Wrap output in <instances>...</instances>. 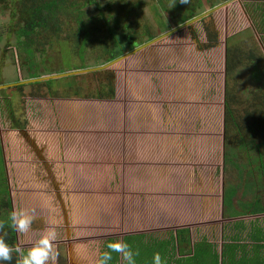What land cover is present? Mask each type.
<instances>
[{
    "label": "rangeland",
    "instance_id": "rangeland-1",
    "mask_svg": "<svg viewBox=\"0 0 264 264\" xmlns=\"http://www.w3.org/2000/svg\"><path fill=\"white\" fill-rule=\"evenodd\" d=\"M135 1L136 0H134V2ZM141 1H143V16L139 19L140 23H138L137 27L141 28L142 25H144L143 22L148 21L152 26L151 32H153V34L156 36L162 35V31L166 30L167 28H174L179 26L180 24L187 22L188 20L185 21V19L191 13H193V15H195L196 17L201 15L202 11L206 10L208 7V10H210L213 7H217L218 5H220V3L222 5L228 2V0H190L189 3H182L180 0H176V2H173L171 4L165 3L163 5L161 3L157 4V0ZM242 5L245 8L249 7V4L247 5V7L246 4H242L238 1H230V3L227 4L226 7H229L228 11L230 14V16L227 17L228 24H226L225 17V10L227 9H224L226 7H222L213 12L211 16L209 15L210 18H207L206 21L208 23H204L205 20L202 22L194 23L193 25L186 27L185 29H181L161 39L153 45L147 46L141 50L134 52L132 55H129L125 59H122L115 66L110 68V70L113 71L120 80L125 76L124 79H129L131 77L147 82L149 90L144 96H140L136 92L130 91L129 94L132 97L127 101V103H130V107L128 110L133 111L136 108V105H142L145 107H151L155 112L157 111L160 123L158 127L156 129H152L151 132L155 131L158 134L159 138H163L164 140L166 138L165 135L171 133L174 130V126L176 125V122H173V118L170 117V120H167V116L171 112L173 114L174 105L178 106L183 102V100L181 101L179 99L176 93L177 79L173 81V78L178 77H192L196 80L195 92L197 98L188 101V106L185 109L184 113L187 114V112H193L196 114L197 112H200L201 114L206 112L203 117H193L191 121H189L188 119L186 120V122H189L187 132L190 133V131H192V133L195 134L193 136H197L199 135L198 133L202 134L208 128H211L215 125H218V128L220 127V129L223 128L225 108V78L223 66L227 48H225L226 43L224 42V39L220 40L219 45H211V40H205L206 35L204 33V26L206 24V27L212 29L214 25L213 29L216 30L217 33L221 32V37L223 38L231 36L229 43L230 46H236V35L242 33L244 35L241 37L242 41L239 43V46L242 47L243 50H249L251 52L255 49L259 54H263L261 49L260 52L254 46L256 45V42L258 43V40H260V37H258V35L257 37H254L256 42L254 41L253 43L251 42L249 44V42L247 41V36H252L253 33L251 32V22L244 14ZM171 7L172 10L170 9ZM94 8L95 6H92L90 8L91 13H94ZM10 13L11 11L9 9L3 10L0 6V71L3 72V80L1 81V83H7V87L13 82L29 80L31 74L33 73H37L38 75H41V77H44L53 74L68 72L71 70L73 71L74 67H76L77 70H80V68H78L79 66L95 67L102 65L96 62V54L93 55L90 52L87 54L84 60H81L78 55H76V50L72 47V45L69 44L71 48V57H69L67 56L68 54H66L67 52L64 51L69 46L64 45V47L56 43L46 48L40 47L35 57L38 66L36 69L34 67L33 69H29V64L25 61L24 56L21 55L22 51L19 50V48H17L16 46V37L14 36V38H12L9 33L7 34L6 29L8 28V23L11 17ZM173 13L175 14L174 17L176 19L174 20V23L178 21L177 24H174L173 22L170 24V19L172 18L171 16H173ZM153 14L155 16L154 18L152 17ZM152 21H157L158 25L153 24ZM65 30L66 32L63 31L61 34L62 37L67 35L68 33H72L69 31V29ZM168 31L169 30H167L166 32ZM156 36L144 33V36H141V40L143 41V43H148L149 41L156 38ZM199 37L200 43L202 42L204 46H202L199 42L196 43V41L194 40H198ZM64 52L66 53L64 54ZM248 55L249 54L245 56L248 57ZM256 57L257 56H255V58ZM81 68L84 69V67ZM254 68L257 69V71L253 75L252 71L255 69L251 67L249 60L246 58L245 62L240 65L238 70L233 74L234 77L230 78V80L235 79V81H232L230 85L234 87V93H236L237 103L234 104V109L236 111V117L241 123H243L242 118L244 115V112H242V110L249 111L250 107L253 106L251 100L252 92L260 90V88L262 87L261 85H257L259 79L256 74L261 69L258 67V70L256 66ZM88 73L90 72L74 74L75 77L73 78V75H70L57 79H49V83H52V88H49L48 84H42L43 81H41V84L36 86H33L32 83H25L24 88L19 92L16 100V112L18 114V119L21 121V123L31 122L33 129H43V132L46 131L45 134L51 141V153L53 152V154L56 155V159L61 156L62 166H65V164H67L69 160L71 161L72 157L76 158V162L81 161V158L79 156L81 154V151L87 152L86 147H88V143H78L76 139V144L73 148H68L67 146L61 147V145L58 144L57 139L60 135H63V143L65 142L64 140L66 138H69V135L71 134L70 130L76 131L75 129H78L77 126H75L74 124L72 125L71 123L77 122L80 124V122L76 120L74 116H72L74 114H78V111L74 108L68 109V107H71L69 106L70 101L67 104H64V106L68 109V112H63L60 115H57V108H55L53 103L55 102V99H57V96L76 95V92H78L75 89L76 84L81 85L83 88V91L80 93V95H89V90H91L90 92H93L97 87L100 75L92 76ZM262 76L264 77L263 73L259 75L261 81ZM255 77L257 78L255 79ZM71 81L76 83L74 85H71L70 88L68 83ZM7 92H10V89H8ZM9 94L10 100L14 101L16 99V91H11ZM116 102L117 101L112 102L106 100L101 101L100 105H105L107 107H110L111 109L113 104L114 106H117L118 109H112L110 115L114 117L120 114V119L122 120L125 116L124 99L120 103ZM1 103L2 99L0 98V192H3L6 190V187H2V184L3 182L7 181L8 178L6 161L10 165L11 161H17L18 163H20L23 158L30 160V158L32 159V157L27 158L26 153H30L32 151L28 147H26V151H23V153L21 154L16 151L18 149L15 143L17 141L16 136H21L17 131H9V129L11 128V120L9 119L8 111H4V109L2 110ZM96 105H98V103ZM8 110H10V107L8 108ZM45 111H47L46 115ZM210 113H212V115L209 117ZM79 116L84 117L83 115H80V113ZM174 117H176V115ZM65 121H68L69 124H64L63 122ZM118 122L119 121H117V123ZM117 123L112 124V122H110L109 126L108 124L103 125L100 123V126L98 127H104L106 128V130L107 128H109L108 130H116L117 128H120ZM83 128H86V126H83ZM144 130L146 129L142 128V131ZM161 134L163 135L161 136ZM152 138L155 142H159L158 150L161 153L153 162H155L157 165L162 166L163 156L165 155L162 154L161 151L165 150V147L163 145V142L161 143L157 139V137ZM131 146L135 147L131 149ZM131 146L128 145L127 152H124L120 157L113 155L112 153H109L102 148L96 149L95 146L94 150L95 152H98L96 155L100 157L99 160L101 161L103 160V158L108 157H114L115 159L118 158L119 160H124L125 158L128 162L133 159L138 161L142 160L145 157V152H147L148 150L147 146H141L139 142L137 144H132ZM76 147L77 151L75 150ZM27 150L29 152H27ZM204 155L205 159L203 160L207 162H202L201 167H203V169H205V172H207V170H209L208 165L212 163L210 155L212 157H215L216 161L221 158V154L219 152L217 153V151L214 150L210 153L208 151ZM176 160L177 159H173L172 161L168 162V164L171 166L170 163L175 162ZM86 161H88V159ZM76 162L75 164L79 166V163ZM238 162L240 163V165H246V159H239ZM80 163L84 167L83 169H81V176L90 180L93 183L92 185L94 186V189H101L105 193L112 191H114V193L117 192L118 170L116 163L110 165L104 163L102 164V167L97 166L99 167L97 168L95 166L97 169L92 168V166L88 162ZM13 166L18 167L19 164H15ZM173 166L175 170L180 171V163H174ZM182 167L188 168V165L186 164ZM190 168V170L187 169L186 171H192V169H194L195 171L198 170L197 167ZM69 171L71 170L69 169ZM237 171L238 170H236L235 168L227 166L224 169V177H226L227 180L231 178L234 182H237L240 176H243V174H240ZM71 173H73V170L71 171ZM71 173L69 172V174ZM215 175L223 176V168H216ZM10 178L13 179L12 173L10 175ZM69 180L71 182V178ZM68 189L69 191H66L67 193L73 194L77 192L74 190V187H70ZM162 193H165V191L160 190L158 186L147 188V190L143 191L137 196V204L138 206L142 207L151 206L152 209L153 207H157L158 212L161 209L166 210V206L164 204L165 201L163 199H159L160 194ZM110 208L114 210V212L112 213H117V208L115 206H112ZM112 216L115 217H112L111 220L116 223L117 216L114 214Z\"/></svg>",
    "mask_w": 264,
    "mask_h": 264
},
{
    "label": "flooded vegetation",
    "instance_id": "flooded-vegetation-1",
    "mask_svg": "<svg viewBox=\"0 0 264 264\" xmlns=\"http://www.w3.org/2000/svg\"><path fill=\"white\" fill-rule=\"evenodd\" d=\"M230 1H238L242 4H246V6L249 4V7L247 6L248 8H245L242 5L244 14L251 22V32L253 33L252 36H247V41L249 44L251 42L253 43L254 41L256 42L254 37H257L258 35L260 40H258V43L256 42V45L254 46L259 51L261 49L262 53L264 54V0ZM212 14L213 12L210 14V16ZM207 18L210 17H206L204 23H208L206 22ZM207 28L208 27H206L205 24V40L210 41ZM213 28L211 30L215 31ZM243 35L244 34L242 33L236 35V46H230L229 43L231 36L226 37L225 42L227 45V52L229 49L238 50L241 53L239 59L242 58V60H244L243 63L247 58L253 69H255V66L257 68L259 67L261 70L258 68L259 71L256 73L259 79L257 85H261L262 87L260 90L252 92L251 100L253 106L250 107L249 111L242 110L244 115L242 118L243 123H241L237 119L236 111L234 109V104L237 103L236 93H234V87L230 85L229 88L232 95L230 96V104L234 110L235 125L230 129V133L227 134L226 90L228 77H226L224 131L225 153L222 177L225 179L222 185V211L223 219L225 220L228 218L227 212H229L230 209L233 210L235 208L249 213L252 211V209H255L256 205L257 207L262 206L264 208V77L262 76V81L261 78H259L260 74L263 73L264 75V55L259 54L255 49L251 52L249 50H243L242 47L239 46V43L242 41L241 37ZM219 39V35H217V41H215V45H219ZM194 40L196 43H200V37L198 40ZM200 44L204 46L202 42ZM137 48L138 46L132 50L126 51L125 53H131ZM247 54H249L248 57L245 56ZM255 56L257 57L255 58ZM111 61L99 66L86 68H97L108 64ZM113 66L109 68H102L104 70L96 69L94 71H89L90 73L88 74L92 76L100 75L97 87L102 81L105 83H108L109 81L112 82L115 87L114 97H93V94H91L92 92H90L91 90L88 91L91 96L83 94L80 95V93L83 91V88H79L78 93L74 96L62 95L57 96V99H55L56 102L60 101L58 108L56 107L57 115L65 112L64 106L62 104V101L64 100H74L80 103L83 102L84 104L83 112L80 113V115H83L84 117H80L79 112L78 114L74 115L75 119L78 120L80 124L77 122L71 123L72 125L74 124L77 126L78 129H75L76 131L70 130L71 134L69 135V138H66L64 140L65 142L63 143V135H60L57 139V142L59 145H61V147L67 146L68 148H73L77 139L78 143H88V147H86L87 152L81 151L79 156L81 161L76 162V158L72 157L71 161L69 160L65 166H62L61 156L56 159V155H54L53 152L51 153V144L49 138L45 134L46 131L43 132V129H33L31 122L21 123V121L18 119V114L16 112V100L19 92L24 88L25 83H20L21 81L13 82L8 87H5V89L2 86H6L7 83H1L3 80V72L0 71V75L2 77V79H0V98L2 99L1 108L2 110L4 109V111H8L9 113V119L11 120V128L9 131H17L21 136H16L17 141L15 143L16 147H18L16 151L21 154L23 151H26V147L32 151L30 153H26L27 158L32 157L30 160L23 158L20 163L17 161H11V167L6 161L8 178L7 181L3 182L2 184V187H6V190L0 192V204L1 199L5 198L6 201H9L10 206L0 207V216H8L14 205L15 207H35L37 209L38 217L34 221L32 230L29 233L25 235H18L14 231L15 240L13 244H20L25 247L30 246L31 242L38 237L40 232L45 227L48 226L49 221H53L58 232L56 248L59 253V257L57 264H71V261L69 260L70 252L68 248L73 241L83 242L86 244L88 243L91 254L94 253V256L98 258L99 253L105 250V245L107 242L114 239H121V230L123 228L122 225H139L143 215L145 218L153 219L152 207L138 206L136 201L137 196L142 193V191L139 189L141 187L137 184V180H139L140 177H137L138 172L136 173L134 170V165H137V161L133 159L128 162L125 158L124 160H119L118 158L115 159L114 157L103 158L101 161L99 160L100 157L96 155L98 152H95L94 150V146L96 149L102 148L103 150H106L118 157L122 156L124 153L122 150L123 144H121V138L118 137L121 132L119 129L122 128L120 126L121 116L120 114L114 117L110 115L112 109H118V107L114 106L113 104L111 109L105 105H100L101 101L106 100L112 102L117 101L116 103L123 101V97L121 96L122 93L120 79L114 74L113 71L110 70V68ZM238 68L239 67L235 69L234 73L238 70ZM256 71L257 69L252 71L253 75ZM233 77L234 76L232 75V78ZM257 77H255V79ZM232 81L234 82L235 79H231L229 84H231ZM27 83H32L33 86L39 85L35 84V82ZM75 83L76 82H74V84ZM77 86L81 85L77 84L76 87ZM69 87L71 88V85ZM8 89H10V92L16 91V99L14 101L10 100V92H7ZM84 101L85 103L87 101V103L85 104ZM97 103L98 105H96ZM9 107L10 110H8ZM46 113L47 112L45 111V115ZM117 121L119 122L117 123ZM110 122H112V124L117 123L120 128H117L116 130H108L109 128H107V131L104 127H98L100 126V123L103 125L108 124L109 126ZM63 123L66 125L69 124L68 121ZM237 124L244 126V131H247L248 146H244L242 143H240L238 129L236 126ZM83 126H86V128H83ZM80 133L85 135L80 136ZM75 150L77 151V147ZM27 152L29 151L27 150ZM87 159L88 161H86ZM239 159H246V165H240L238 162ZM75 162L79 163V166L75 164ZM80 162H88L92 168H96L97 166L102 167V164L104 163L107 165L116 163L118 170L117 192L114 193V191H112L105 193L101 189H94V186L92 185L93 183L81 176V169L84 167ZM15 164H19V166H13ZM128 166H130L129 170H127ZM227 166L235 168L238 170L237 172L243 174V176H240L237 182H234L231 178L227 180L226 177H224V169ZM69 169L71 171L73 170V173H71ZM69 172L71 174H69ZM11 173L13 179L10 178ZM38 178L40 179V183L36 185L35 182ZM70 178L71 182L69 180ZM70 187H74V190L77 192L73 194L67 193L66 191H69L68 188ZM112 206L117 208V213H112L114 212V210L110 208ZM78 210H84V212L81 215H78ZM85 210H87V212H85ZM113 214L117 216L116 223L111 220L112 217H115L112 216ZM83 228H86L89 234L86 236L76 237L74 232L76 230H79L80 232ZM8 241L11 243L10 237H8Z\"/></svg>",
    "mask_w": 264,
    "mask_h": 264
},
{
    "label": "crops",
    "instance_id": "crops-1",
    "mask_svg": "<svg viewBox=\"0 0 264 264\" xmlns=\"http://www.w3.org/2000/svg\"><path fill=\"white\" fill-rule=\"evenodd\" d=\"M228 8H224L227 9L225 10L226 24H228L227 17L230 16ZM208 9L209 7L203 12ZM152 17H155L154 14ZM171 17L170 24L176 20L175 17ZM203 19L198 22H202ZM152 23L158 25L157 21ZM177 23L178 21L174 24ZM217 35L219 40L226 41V37H221V32ZM225 48H227L226 44ZM226 55L227 51L223 66L224 87L227 77ZM124 77L121 78L120 85L125 104V116L120 122L122 128L119 129L121 132L118 136L123 144L122 150L127 152L128 145L138 142L141 146H147L145 157L143 156L144 158L140 161L136 160L137 165H134V170L138 172L137 177H140L137 184L142 192L152 186H158L160 190L165 191L163 195L160 194L159 199L165 201L166 210L161 209L158 212L157 207H153V219L145 218L143 215L139 225H122L121 239L128 242L134 250L140 251L137 264H153L152 258L157 253L161 255L163 264H264V208L256 205L255 209L249 213L235 208L230 209L227 212L228 218L223 219L222 185L225 179L222 175H215V169L224 167L225 108L222 129L215 125L204 133L193 136L195 134L192 131L187 132L189 122L186 120L203 117L206 113H184L188 101L197 98L196 80L192 77L173 78V81L177 79L176 93L183 102L178 106L174 105L173 114L171 112L167 116V120H170V117L173 118L176 125L163 140L154 130L151 132L160 123L157 111L142 105H136L133 111L128 110L130 103L127 101L132 97L129 94L130 91L144 96L149 90L147 82L131 77L124 79ZM68 102L71 106L68 109L74 108L79 113L83 112V102L64 100L63 106ZM59 103L60 101L53 103L55 108H58ZM68 109L64 106L65 112H68ZM211 115L212 113L209 117ZM142 128L146 130L142 131ZM81 135L85 134L80 133ZM152 137H157L165 147V150L161 151L165 155L162 166L153 162L161 153L158 150L159 142H155ZM133 147L135 146H131V149ZM214 150L221 154V158L215 161V157L210 155L212 163L208 165L209 170L205 172V169L201 167L202 162H207L203 160L204 154ZM173 159L177 160L170 163V166L168 162ZM174 163H180V171L173 168ZM186 164L188 168H183L182 166ZM190 167H197L198 170L186 171L190 170ZM129 169L130 166L127 167V170ZM36 180L35 183L38 185L40 179ZM83 212L84 210H78L77 214L81 215ZM81 230L74 232L76 237L89 234L86 228ZM68 249L71 264H97L98 258L94 256V253L91 254L88 243L73 241ZM111 264H119V258L115 253H113Z\"/></svg>",
    "mask_w": 264,
    "mask_h": 264
},
{
    "label": "trees",
    "instance_id": "trees-1",
    "mask_svg": "<svg viewBox=\"0 0 264 264\" xmlns=\"http://www.w3.org/2000/svg\"><path fill=\"white\" fill-rule=\"evenodd\" d=\"M133 2L134 0H0V6L3 10L9 9L11 11L6 29L7 34L9 33L12 38L16 37V46L22 51L21 55L29 64V69H33V67L36 69L38 63L35 57L40 47L46 48L56 43L60 46H69L70 44L81 60H84L87 54L91 52L93 55L96 54L95 59L97 58L98 64H104L143 44L141 36H144V33L156 36L151 32L152 26L148 21L143 22L144 25L141 28L137 27L140 23L139 19L143 16V1L136 0ZM156 2L164 5L167 2L169 4L176 2V0H157ZM92 6H95L94 13H91L90 10ZM170 9L172 10V7ZM174 15L173 13V17ZM193 17L195 15L191 13L185 21ZM65 29H69L72 33L62 37V32H66ZM169 29L171 28L162 32L165 33ZM207 33L211 45H215L217 33L209 28H207ZM70 50L69 46L64 50L67 52L64 54L66 53L67 56L71 57ZM227 53L226 126L228 134L235 125L234 110L230 104V96L232 95L229 81L235 69L244 60L239 59L241 53L238 50L229 49ZM81 67L86 68V66ZM81 67L78 68L82 69ZM74 69L77 70L76 67ZM39 76L41 77V75L33 73L29 79ZM73 77L75 76L73 75ZM49 82L50 80H46L42 84H48L49 88H52V83ZM71 83L69 82L68 85H74V82ZM35 84H41V81H36ZM79 88L82 87L75 86L77 91ZM114 93V84L110 81L108 83L102 81L91 94L93 97L104 98L114 97ZM236 126L240 143L248 146L247 131H244L242 125L237 124ZM3 206H10L9 201H6L5 198L1 199L0 207ZM7 218L8 216H0V221H7ZM6 230L13 244L15 240L14 231ZM12 264H16L15 256Z\"/></svg>",
    "mask_w": 264,
    "mask_h": 264
},
{
    "label": "clouds",
    "instance_id": "clouds-1",
    "mask_svg": "<svg viewBox=\"0 0 264 264\" xmlns=\"http://www.w3.org/2000/svg\"><path fill=\"white\" fill-rule=\"evenodd\" d=\"M189 3L190 0H181ZM38 217L35 207H15L9 213L7 221H0V264H12L14 256L16 264H57L59 253L56 248L58 232L53 221L48 222L38 237L30 246L11 244L8 241V231L11 229L18 235H25L32 230V225ZM113 253L119 258V264H137L139 249H133L123 239H114L106 243L105 250L100 252L97 264H111ZM153 264H163L159 253L152 258Z\"/></svg>",
    "mask_w": 264,
    "mask_h": 264
},
{
    "label": "water",
    "instance_id": "water-1",
    "mask_svg": "<svg viewBox=\"0 0 264 264\" xmlns=\"http://www.w3.org/2000/svg\"><path fill=\"white\" fill-rule=\"evenodd\" d=\"M230 3V2H226L222 5H219L215 8H212L210 10H207L205 12H203L201 15L199 16H196L190 20H188L187 22L183 23V24H180L179 26L177 27H174L172 28L171 30H169L168 32H165L163 33L162 35L154 38L153 40L149 41L148 43L146 44H143L141 46H139L137 49H135L133 52L131 53H125L124 55L118 57L117 59L111 61L110 63L108 64H105L103 66H100V67H97V68H84V69H80V70H73V71H69V72H64V73H60V74H53V75H49V76H44V77H39V78H32V79H29V80H24V81H21L20 83H27V82H36V81H46V80H49V79H57V78H62V77H67V76H70V75H74V74H78V73H87L89 71H94V70H98V69H102V68H109L113 65H116L119 61H121L122 59H125L126 57H128L129 55H131L132 53L138 51V50H141L147 46H150V45H153L155 44L156 42L160 41L161 39L183 29V28H186V27H189L191 25H193L194 23L200 21L201 19L209 16L212 12L218 10L219 8H222L224 6H227V4ZM2 87H7L6 86H2Z\"/></svg>",
    "mask_w": 264,
    "mask_h": 264
}]
</instances>
